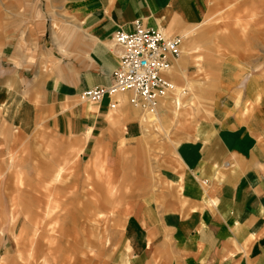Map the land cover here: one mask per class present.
<instances>
[{
	"label": "crops",
	"instance_id": "1",
	"mask_svg": "<svg viewBox=\"0 0 264 264\" xmlns=\"http://www.w3.org/2000/svg\"><path fill=\"white\" fill-rule=\"evenodd\" d=\"M207 6L205 0H63L58 27L52 23L49 42L37 53L38 62L27 53L26 46L14 45L4 57L0 65V101L14 105L10 119L20 126L45 121L57 134L83 146V156L88 152L87 158H93L102 147L108 162L117 165L113 149L134 144L143 134L141 110L130 104L127 94L105 97L98 103L81 99L85 90L111 83L121 51L113 44L114 32L120 28L132 31L135 20L142 19L148 27L185 36L204 20ZM30 38L38 40L33 34ZM174 66V73L183 72L182 61L178 59ZM169 76L173 79L172 73ZM191 85L188 82L189 88ZM112 100L118 101L116 108L110 107ZM225 100L219 98L212 112L194 126L191 137L175 147L177 164L162 172V183L169 187L142 193L128 207L125 238L137 264H264V163L263 154L258 153L260 140L244 122V113ZM15 159V154L8 159L10 167ZM66 162L58 165L47 187L55 189L51 195L69 189L53 187L62 178ZM106 166L102 162L98 167L107 170ZM107 177L108 194L100 190V184L88 185L89 201L92 195L99 212L107 199H114L118 193L119 185L110 180L109 173ZM74 194L67 198L71 213ZM18 195L10 198L9 207L0 199L1 221L9 218L16 225L22 215L26 219L15 235L17 255L3 256L0 264H13L27 257L24 248L32 244L27 224L35 209L23 204L20 190ZM43 220L45 225L41 227L54 228L55 232H46L58 238V244L73 242L67 239L71 234L60 225L63 222L67 226V221L58 222L54 217ZM42 240L45 242V237ZM68 248L71 251L50 252L46 258L70 260L75 255L79 264L88 263L87 252L82 257L74 246Z\"/></svg>",
	"mask_w": 264,
	"mask_h": 264
},
{
	"label": "rangeland",
	"instance_id": "2",
	"mask_svg": "<svg viewBox=\"0 0 264 264\" xmlns=\"http://www.w3.org/2000/svg\"><path fill=\"white\" fill-rule=\"evenodd\" d=\"M205 3L208 6L204 20L185 35L184 53L179 59L183 72H171L180 91L176 95L181 101L180 109L176 110L172 99L158 105L159 117H150L149 111L140 109L143 134L134 144L113 149L117 165L108 162L102 147L93 158H87L88 152L83 156V146H77L71 137L57 134L45 121L20 126L10 119L14 105L0 101V199L9 207L10 198L20 197V190L23 204L35 209L31 223L27 224L33 238L32 244L24 248L28 259L24 256L13 264H79L75 255L67 261L46 258L50 252L71 251L68 245L74 246L82 257L87 252V264H137L125 238L128 207L142 193L169 187L167 181L166 185L162 183V172L177 164L175 147L191 137L194 126L212 112L221 97L244 113V122L259 136L258 153L263 154L264 163V0ZM62 8L63 0H0V65L14 45L26 46L27 53L38 62L37 53L49 42L48 32L52 23L58 24ZM30 34L38 40L32 41ZM188 82L192 84L190 88ZM145 117L150 119L145 121ZM14 154L16 159L10 167L8 159ZM65 161L63 176L53 187L69 189L51 195L56 191L47 187L58 165ZM102 162L107 170H99ZM108 173L119 186L116 197H109L100 208L105 213L102 216L92 195L89 201L88 185L100 184V190L108 194ZM72 193L75 194L71 213L67 210V198ZM69 214L73 215L71 219L67 218ZM51 217L58 222L74 219L75 226L71 221L66 222L67 226L60 224L71 234L67 237L73 240L71 244H58V238L49 235L54 229L41 227L45 225L43 218ZM13 223L9 218L0 220V262L3 256L17 255L15 235L26 224L25 216L16 225ZM31 247L35 250L29 253Z\"/></svg>",
	"mask_w": 264,
	"mask_h": 264
},
{
	"label": "built area",
	"instance_id": "3",
	"mask_svg": "<svg viewBox=\"0 0 264 264\" xmlns=\"http://www.w3.org/2000/svg\"><path fill=\"white\" fill-rule=\"evenodd\" d=\"M134 23L132 31L120 28L113 34V44L121 51L111 83L85 90L81 99L98 103L105 97L114 99L127 94L132 106L149 112H158V105L167 99L178 103L176 95L180 91L169 75L184 53L185 36L148 27L142 19ZM117 106L118 101L110 102L111 108Z\"/></svg>",
	"mask_w": 264,
	"mask_h": 264
},
{
	"label": "bare ground",
	"instance_id": "4",
	"mask_svg": "<svg viewBox=\"0 0 264 264\" xmlns=\"http://www.w3.org/2000/svg\"><path fill=\"white\" fill-rule=\"evenodd\" d=\"M53 26H57V25H56L55 23H53ZM177 87H178V86H177ZM180 102H181V101L179 100L178 103H175L176 110L180 109V106H181V105H180ZM150 113L154 116V118H155L156 116H158V112H156V111H155V112H150ZM61 171H62V169H60V173H59L60 175L62 174ZM63 171H64V170H63ZM60 175H59V176H60ZM20 180H21V179H19V182H20ZM58 180H59V179H58ZM55 203H56V202H55ZM55 206H57V203L55 204ZM55 206H52V207L55 208ZM48 208L50 209V207H48ZM51 212H52V209H51V210H48V211L46 212L45 215L49 216V214H50ZM16 213H17V212H16ZM16 215H17V214H16ZM53 229H54V228H53ZM37 234H38V233H37ZM35 235H36V229L34 230V233H33V236H35ZM32 249H33V248H32ZM32 249H31V251H33ZM31 251H30L29 253H31ZM49 254H50V253H49ZM48 257H49V256H48ZM47 259H49V258H47ZM47 259H46V260H47ZM43 260H44V259H43ZM48 261H49V260H48ZM46 263L48 264L47 261L44 262V264H46Z\"/></svg>",
	"mask_w": 264,
	"mask_h": 264
}]
</instances>
